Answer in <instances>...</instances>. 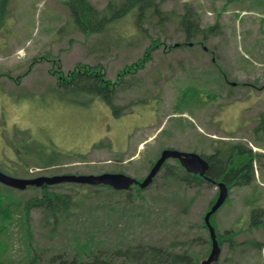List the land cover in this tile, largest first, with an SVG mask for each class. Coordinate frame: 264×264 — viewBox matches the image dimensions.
<instances>
[{"label":"rangeland","instance_id":"374dc122","mask_svg":"<svg viewBox=\"0 0 264 264\" xmlns=\"http://www.w3.org/2000/svg\"><path fill=\"white\" fill-rule=\"evenodd\" d=\"M89 1L100 9L109 0ZM186 5L199 15L201 27L217 22L219 32L207 34L203 44L196 42L201 36L184 43L174 20L160 25L147 13L138 28L132 10L105 32L85 34L76 29L65 0H10L0 27V169L17 178L103 171L138 178L164 148L210 153L212 140L241 142L261 153L260 163L253 162L255 182L232 186L211 217L219 232L234 231V244L222 243L218 264H264V213L257 217L262 225L249 227L251 209L264 208V141L252 135L264 115V0H167L162 8L177 15ZM152 39L160 44L150 61L117 85L114 102L127 105L122 114L100 99L79 96L71 102L51 90L52 59L63 71L76 63L101 64L111 79L138 59ZM176 43L182 45L173 47ZM41 55L47 59H39ZM167 162L175 165L173 159ZM165 169L143 189L146 202L129 207L128 216L122 215L123 199L104 186L70 182L50 188L111 192V203L121 212L94 206L87 211L86 204L97 201L90 197L75 220L53 230L40 208L32 207L25 221L31 236L21 222L1 232V264H31L28 243L38 253V264H60L64 256H52L73 252L71 235L83 236L85 228L102 240L112 239L101 245L105 250L119 246L113 242L124 232L134 233L129 239L133 243L176 242L180 249H189V241L195 240L199 244L190 249L203 260L208 246L203 214L218 188L206 182L187 186L164 181ZM36 188H15L13 194L26 198L36 195ZM106 201L103 196L98 205ZM251 240L260 241L263 249L254 248Z\"/></svg>","mask_w":264,"mask_h":264},{"label":"trees","instance_id":"16d2710c","mask_svg":"<svg viewBox=\"0 0 264 264\" xmlns=\"http://www.w3.org/2000/svg\"><path fill=\"white\" fill-rule=\"evenodd\" d=\"M9 1L10 0H0V27L3 25L4 17H6L8 13ZM165 1L167 0H120L119 2L109 0L105 6L100 9L89 0H65V4L76 29L85 34L105 32L112 24L124 18L132 10H134L135 13L134 22L138 28H142V23L147 17V13L154 16L158 21L157 23L160 25L164 22L174 20L177 28L185 35L184 43L201 36L202 40L196 42L203 44L207 34L214 35L219 32L217 22L207 27H201L199 15L188 5L184 7L183 13L177 15H173L171 11L163 10L162 3ZM159 44L160 41L158 39L150 40V45L143 51V54L130 64L123 65V67L117 71L116 76L111 79L106 77L101 64L90 65L87 63H76L72 69L63 71L60 66L55 65L58 60L52 59L49 73L55 77V84L51 90L56 93L58 98L71 102H78L77 98L79 96H89L90 98L100 99L112 110L122 114L127 108V105H120L114 102L118 92L116 91L117 85L123 81L125 78L124 76L127 74H133L138 69H142L144 65L150 61L152 51ZM181 45L182 43H176L173 44V47H179ZM170 47L172 46L170 45ZM41 56L39 59H47L45 56ZM14 80L17 81L18 79L14 78ZM252 135L255 141H264V115L259 119L256 126L253 127ZM211 144L214 148L210 153L202 152L199 154L207 160L209 166L205 174L213 181L198 174L186 172L176 159L175 165H169L167 161L163 163L162 169L166 168L162 174L164 181H178L187 186L200 185L202 182L214 185V181H223L228 190L231 189L232 186H244L255 182V168L253 162L257 161L260 163V152H253L248 146L241 142L212 140ZM158 156L159 153L156 157ZM45 164L49 165L51 161H47ZM1 171L6 172L4 170ZM159 172L153 178L152 183L157 179ZM143 177L144 176L138 177V179L141 180ZM58 185L59 184L49 186L43 184L36 188L39 189L36 195H30L26 198L21 196L19 199L13 194L15 188L1 184V188L4 191L0 190V235L8 226H11L13 223L18 224V222H21L18 225L24 226L28 236H31V228L25 221L32 207H39L44 214L45 222L50 223L53 230H55L59 225L70 223L75 220L84 200L90 197L96 198L97 201L94 202L93 199L91 204H86L87 211L91 209V206H94L98 208L106 207L109 209L108 213H117V210L121 212L120 209H117V207L111 203L110 197H113V194H111V192H113L119 196V200L123 199L122 215L126 216H128L129 207L134 210L136 203H141L142 205L143 202H146L142 194L143 189L138 186L133 187L135 190L131 188L128 191H118L114 190L109 185H97L104 186V188L111 191L108 193H104L100 189L88 192L76 190L75 193H62L50 189ZM27 187H30V185ZM103 196L107 198V201L102 206H99L98 203ZM261 197V194H259L256 198V202H259ZM216 198L211 200L209 206L204 210L203 215L210 209ZM119 200H117V202ZM226 200L227 198L225 201ZM225 201L223 203H225ZM124 206L127 208H124ZM186 207L187 206L184 205L182 210H185ZM108 213H106V215ZM251 213L249 227L257 228L262 225V220L257 217L262 216L264 208L261 206L253 207ZM212 215L213 214L210 216V224ZM202 226L206 229L208 240L206 254L203 256L205 258L211 249V238L209 236V230L204 222V216ZM126 227H128V225H126ZM214 230L220 249L224 241H229L230 244H234L232 239L234 231L232 229H225L223 232H219L215 228ZM84 232L86 234L83 236L76 233L71 235V249H73V252L68 254V252L64 250L60 254H54L52 256L53 259L59 255H63L64 260L61 261L60 264H200L201 257L196 255V251L193 250V248L190 249V246L193 247L195 244H199L195 240L189 241V249H180L177 248L176 242H171L167 245H156L144 241L133 243L130 242L129 239L134 236V233L124 232L113 242V246L116 245V242L120 243L119 246L116 245L113 250H105L104 248H100L101 245H104L106 242L108 244L111 243L112 239L102 240L88 228H85ZM196 239L202 241L200 237ZM28 244L27 253L31 257V264H38L36 262L38 253L36 255L34 252L35 249L33 250V247L30 246L31 243ZM251 244L257 249L263 246L260 241L257 240H251L250 245ZM1 263L2 260L0 258V264ZM218 263L219 259L211 264Z\"/></svg>","mask_w":264,"mask_h":264},{"label":"water","instance_id":"95a60500","mask_svg":"<svg viewBox=\"0 0 264 264\" xmlns=\"http://www.w3.org/2000/svg\"><path fill=\"white\" fill-rule=\"evenodd\" d=\"M168 158L178 159L182 167L189 173L199 174L204 176L208 169V162L197 152L193 151H181L178 149L165 148L161 151L159 158L150 168L147 175L142 181H138L136 178L127 175L122 172H103L100 174H56L51 176H38L34 178H17L5 174L0 171V182L13 188H25L28 185L41 186L43 184L52 185L64 182H73L80 184L97 185L104 184L109 185L115 190L128 189L132 184L136 183L140 188L148 186L153 177L158 173L164 161ZM213 181V180H212ZM218 186V195L215 202L211 205L210 209L204 215V222L209 230V236L211 238V249L206 258H204L200 264H211L218 260L220 247L216 240V233L214 227L210 224V216L223 204L228 196V188L225 182L214 181Z\"/></svg>","mask_w":264,"mask_h":264},{"label":"flooded vegetation","instance_id":"af4514ba","mask_svg":"<svg viewBox=\"0 0 264 264\" xmlns=\"http://www.w3.org/2000/svg\"><path fill=\"white\" fill-rule=\"evenodd\" d=\"M230 83H231V82H230ZM158 157H159V156H158ZM158 157H157V158H158ZM157 158L155 159V161L157 160ZM170 159H171V158H170ZM172 159H173V158H172ZM167 160H169V159H167ZM173 160H175V159H173ZM176 160H178V159H176ZM155 161H154V162H155ZM178 161H179V160H178ZM207 170H208V169H207ZM206 172H207V171H206ZM202 177H204V176H202ZM134 185L136 186L135 183H134L132 186H134ZM205 258H206V257H205ZM201 261H202V259L200 260V263H201Z\"/></svg>","mask_w":264,"mask_h":264},{"label":"crops","instance_id":"0c3cea01","mask_svg":"<svg viewBox=\"0 0 264 264\" xmlns=\"http://www.w3.org/2000/svg\"><path fill=\"white\" fill-rule=\"evenodd\" d=\"M144 140H145V139H143L142 141H144ZM142 141H141V142H142Z\"/></svg>","mask_w":264,"mask_h":264}]
</instances>
